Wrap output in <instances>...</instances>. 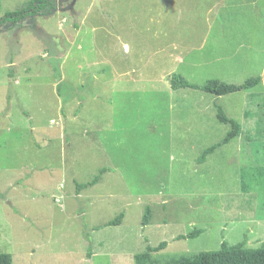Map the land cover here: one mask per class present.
I'll list each match as a JSON object with an SVG mask.
<instances>
[{"label":"rangeland","instance_id":"obj_1","mask_svg":"<svg viewBox=\"0 0 264 264\" xmlns=\"http://www.w3.org/2000/svg\"><path fill=\"white\" fill-rule=\"evenodd\" d=\"M30 1L0 0V19ZM233 1L232 27L263 47L264 0ZM207 13L203 0H54L0 25V253L12 264H133L165 242L152 254L163 263L264 243V67L215 97L196 86L243 74L172 63L209 41ZM215 106L242 131L200 163L229 130Z\"/></svg>","mask_w":264,"mask_h":264},{"label":"trees","instance_id":"obj_2","mask_svg":"<svg viewBox=\"0 0 264 264\" xmlns=\"http://www.w3.org/2000/svg\"><path fill=\"white\" fill-rule=\"evenodd\" d=\"M54 0H31L25 9L20 11L7 13L0 19V25L7 23L16 24L21 20L40 14L45 9H52ZM175 82L172 83V88L179 85H184L187 81L181 75H175ZM259 80V79H257ZM251 79L241 85H232L216 79L206 80L203 84L197 85L196 89L205 94L215 97L229 95L242 90H247L252 86ZM264 81V77H263ZM251 84V85H250ZM216 119L220 124L229 127L228 132L217 143L207 147L199 156L198 161L204 162L207 156L214 153V151L223 145L228 144L231 140L241 134V125L227 117L223 110L215 106ZM106 172V169L99 170L97 176H94L91 181L85 184L76 185V194L80 191L91 187L99 182L101 175ZM122 214L118 215L116 219L109 222L107 226H115L121 223ZM150 220V209L147 207L144 211L143 224H148ZM202 233V230H193L191 233L177 237L178 239H191L197 237ZM166 243L162 242L157 247L147 246L145 251L133 256V264H264V243L258 249H247L245 243L241 242L236 245L229 246L225 241H222L220 247L216 251L200 252L194 255H181L172 257L163 263L153 260L152 254L163 250ZM0 264H12V259L9 254L0 253Z\"/></svg>","mask_w":264,"mask_h":264},{"label":"crops","instance_id":"obj_3","mask_svg":"<svg viewBox=\"0 0 264 264\" xmlns=\"http://www.w3.org/2000/svg\"><path fill=\"white\" fill-rule=\"evenodd\" d=\"M208 4L207 17L209 19V29L206 32L207 43H202L199 48H191L186 55H180L172 61L173 65L187 66L193 71L195 67H209L215 71L219 76L221 72L232 71L233 75L239 77L242 75L245 77L244 82L251 79V76L261 67H264V46L258 47L254 45V39H251L247 32L252 31L250 28L244 26H234L232 22L233 12H231L232 5L235 4L233 0H203ZM250 1V2H249ZM245 5L250 10H255L258 5L257 0H249ZM237 5V3H236ZM251 13V12H250ZM253 14V13H251ZM229 35H234V38ZM80 49L85 47L79 46ZM262 48V49H261ZM86 54L83 57L88 59V51L85 48ZM168 60L173 58V55L166 56ZM93 62L92 64H97ZM86 65H89L88 61ZM217 66L219 68H217ZM259 72V71H258ZM245 73V74H244ZM119 75V74H116ZM181 76H183L181 74ZM184 77V76H183ZM94 81H97L96 77H93ZM185 78V77H184ZM187 81V79L185 78ZM210 80V79H209ZM216 80H220L216 78ZM223 82V80H222Z\"/></svg>","mask_w":264,"mask_h":264}]
</instances>
